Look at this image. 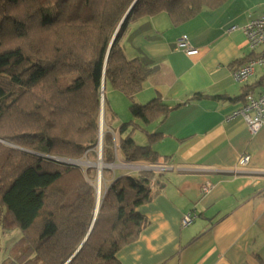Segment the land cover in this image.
Wrapping results in <instances>:
<instances>
[{
  "label": "trees",
  "instance_id": "1",
  "mask_svg": "<svg viewBox=\"0 0 264 264\" xmlns=\"http://www.w3.org/2000/svg\"><path fill=\"white\" fill-rule=\"evenodd\" d=\"M226 1L0 0V239L19 228L16 239L0 243L1 264H121L118 251L148 223L137 207L156 196V172L115 178L95 212L94 169L58 158L94 152L102 90L132 100L154 72L120 45L131 19L164 12L178 26ZM129 110L148 125L170 107L155 98ZM138 128L133 120L120 125L118 132H127L117 148L122 160L166 161L151 146L161 136L139 145L130 132ZM115 150L105 130L106 163L115 161Z\"/></svg>",
  "mask_w": 264,
  "mask_h": 264
},
{
  "label": "crops",
  "instance_id": "2",
  "mask_svg": "<svg viewBox=\"0 0 264 264\" xmlns=\"http://www.w3.org/2000/svg\"><path fill=\"white\" fill-rule=\"evenodd\" d=\"M229 1L178 26L164 12L128 23L133 29L124 40L130 57L126 55L154 70L133 101L129 98V106L156 98L170 110L163 119L138 123L142 130L130 131L132 138L138 130L147 135L140 143L133 138L139 145L149 144V135L161 136L151 142L161 156H168L156 163L158 171L145 164L132 171L126 163L146 161L122 160L117 148L127 132H118L121 124L109 126L115 157L126 164H121L115 178L136 176L139 171L157 174L156 196L137 207L148 223L135 241L118 251L121 264H264V126L252 131L241 116H230L243 102L244 92L264 91V66H257L246 81L232 77L233 69L261 51L247 46L241 27L264 0ZM233 25L237 29L228 31ZM183 35L195 46V53L176 47ZM195 93L206 96L194 98ZM244 154L249 160L240 166ZM205 181L211 187L202 193ZM187 212L196 217L182 225ZM2 252L0 264L6 250Z\"/></svg>",
  "mask_w": 264,
  "mask_h": 264
},
{
  "label": "rangeland",
  "instance_id": "3",
  "mask_svg": "<svg viewBox=\"0 0 264 264\" xmlns=\"http://www.w3.org/2000/svg\"><path fill=\"white\" fill-rule=\"evenodd\" d=\"M231 1V0H230ZM229 1V2H230ZM227 2V3H229ZM255 11H253L252 13H254L255 15L259 14L260 12H264V3H260V5L257 4L256 7L253 8ZM129 24L126 25L125 28V32L124 29L120 30V33H123V41L121 43L125 44V39L127 37V35H129L130 31H132V28H128ZM139 30V28L137 29ZM116 33V31H115ZM141 37V30H140V36H135L136 40H140ZM129 40V39H128ZM123 51L125 54H127L130 57V52H129V47L125 45H123ZM126 55V56H127ZM127 56V57H128ZM128 57V58H129ZM131 59V58H129ZM103 96L105 97L104 100H102L101 102V116H100V123H101V127L99 126V136H98V143L94 148V152H92V150L87 151L81 158L78 159H68L65 157H59L58 159L63 160L64 162H69L72 165H77L80 168H82L84 171L87 168H93L94 169V179L92 180L93 185L95 186V193H96V210L97 211V206H99L100 200L103 196V194L105 193V190L107 189V187L109 186V184L115 179V175L119 173L118 169L120 168V166H122L121 164L123 163L122 160H118V157H116L115 161L112 163H106L103 158H102V142L100 143L101 139L100 137L103 135L105 130H109L112 132V130L110 129L109 126H111L112 128H117L118 124H122V123H127L130 120H133V117L130 113L129 110V97H127L126 95H124L122 92H119L117 90L112 89L111 87H106L104 90H102ZM106 100V102H105ZM112 109V110H110ZM113 113H112V112ZM113 114V115H112ZM102 118V119H101ZM134 121V120H133ZM136 124L140 123L142 124V122L138 119H136V121H134ZM143 127H145L144 125H142ZM146 128V127H145ZM148 130V133H153V131L151 130V128H146ZM136 130V129H134ZM142 130V129H141ZM138 130L135 135L136 137L134 138V140H136L137 143L141 142V138L145 139V137L147 138V135L145 136V132ZM101 155V156H100ZM125 163V162H124ZM123 163V164H124ZM137 163H141V164H136V163H126L129 168L134 171V170H138V169H142L143 164L148 165V166H153V170L158 171L159 168H157V164H152L150 165L149 163L146 162H137ZM124 164V165H126ZM100 165V166H99ZM135 165V166H134ZM145 168V167H144ZM150 167H148L149 169ZM147 170V168H145ZM99 179V182L97 183V180ZM99 184V186H98ZM99 187V190L98 188ZM4 237L0 239V243H4V244H8L10 243V241L15 237V239L19 236V228L18 227H14L10 230V232L4 233L3 235ZM2 244V245H4ZM3 256V252H0V259Z\"/></svg>",
  "mask_w": 264,
  "mask_h": 264
},
{
  "label": "built area",
  "instance_id": "4",
  "mask_svg": "<svg viewBox=\"0 0 264 264\" xmlns=\"http://www.w3.org/2000/svg\"><path fill=\"white\" fill-rule=\"evenodd\" d=\"M237 26H231L228 31L236 30ZM241 30L245 37V43L251 49L260 47L261 51L250 58L245 63L237 66L232 71V77L237 82H243L253 74L257 66H264V14L249 15L247 22ZM176 47L183 50L186 54H193L197 51L195 46L188 40L187 36L183 35L177 39ZM241 116L249 129L255 131L257 128L264 126V91L257 95L248 93L244 101L231 112L230 116ZM249 160V155L244 154L240 157L238 164L245 166ZM211 187V183L205 181L201 185V192H207ZM196 217L194 212H187L183 214L182 225L190 224Z\"/></svg>",
  "mask_w": 264,
  "mask_h": 264
},
{
  "label": "water",
  "instance_id": "5",
  "mask_svg": "<svg viewBox=\"0 0 264 264\" xmlns=\"http://www.w3.org/2000/svg\"><path fill=\"white\" fill-rule=\"evenodd\" d=\"M129 10H130V9H128V11L126 12L125 16H126L127 13L129 12ZM125 16H124V18H125ZM124 18H123V19H124ZM102 99H103V94H102L101 100H102ZM101 102H102V101H101ZM99 133H100V132H99ZM101 138H102V136H101ZM101 141H102V139H101ZM100 156H101V155H100Z\"/></svg>",
  "mask_w": 264,
  "mask_h": 264
},
{
  "label": "bare ground",
  "instance_id": "6",
  "mask_svg": "<svg viewBox=\"0 0 264 264\" xmlns=\"http://www.w3.org/2000/svg\"><path fill=\"white\" fill-rule=\"evenodd\" d=\"M103 100V99H102ZM102 119V118H101ZM100 127H101V123H100ZM100 139H101V137H100ZM102 141H100V143H101ZM100 166V165H99ZM99 182V179L97 180V183ZM98 186H99V184H98ZM98 188V190H99V187H97Z\"/></svg>",
  "mask_w": 264,
  "mask_h": 264
}]
</instances>
